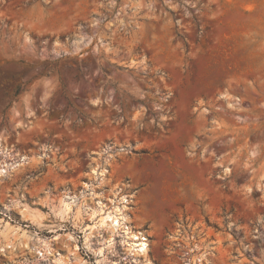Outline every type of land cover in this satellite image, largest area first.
I'll return each instance as SVG.
<instances>
[{"label": "rangeland", "instance_id": "374dc122", "mask_svg": "<svg viewBox=\"0 0 264 264\" xmlns=\"http://www.w3.org/2000/svg\"><path fill=\"white\" fill-rule=\"evenodd\" d=\"M254 3L0 0V264H97L113 208L154 264H264Z\"/></svg>", "mask_w": 264, "mask_h": 264}, {"label": "clouds", "instance_id": "9594fccd", "mask_svg": "<svg viewBox=\"0 0 264 264\" xmlns=\"http://www.w3.org/2000/svg\"><path fill=\"white\" fill-rule=\"evenodd\" d=\"M57 54L59 55V53ZM2 174H4V172L3 170H0V175ZM96 195H97L96 193H92L93 198H95ZM100 195H103V193H101ZM120 211H121L120 209L113 208L112 215H107L105 217V220L108 221V223L105 225H102L99 220H96L95 222L94 226L97 230L102 226H104L109 232L108 238L102 241L103 244L102 248H97L93 250L88 242V237L91 235V233L87 231L85 232L84 245H83L84 248L88 249L89 251H94L96 256L102 257V259L97 261V264H105V262L107 261V255H105V251L107 253H111L112 256L118 257L117 261L115 262L108 261V264H120L121 261H129V257L127 255H122L121 252L117 251V245H123L124 250L126 252L131 253L135 251L137 255L141 254V249L138 246L128 245V240L131 239L132 233L130 230V226L126 225L124 221L129 220L130 218L128 216L119 215ZM56 215L60 216V213L58 212L56 213ZM95 215L98 216L99 213H96ZM66 218H67V214L65 212V215L61 216V219H66ZM83 219H94V216L90 215L83 218L79 216L77 217V220L80 221V223H82ZM59 226L60 225H57V227ZM97 235H99L98 231H97ZM81 264H83V262H81ZM134 264H150V262L147 259L144 260L136 259L134 261Z\"/></svg>", "mask_w": 264, "mask_h": 264}, {"label": "bare ground", "instance_id": "6f19581e", "mask_svg": "<svg viewBox=\"0 0 264 264\" xmlns=\"http://www.w3.org/2000/svg\"><path fill=\"white\" fill-rule=\"evenodd\" d=\"M124 201H127L126 198H124ZM105 221H106L105 218L101 219L102 223H105ZM131 233H132V237H131V239L128 240V245L138 246L141 249L140 255H137L135 251L131 252V254H133L134 256L137 255V256H145L146 257L148 255V252H149V243L146 241L147 239L142 237L143 234L141 232H136V231L131 230ZM146 259L150 262V264H154L151 259H149L147 257H146Z\"/></svg>", "mask_w": 264, "mask_h": 264}, {"label": "crops", "instance_id": "0c3cea01", "mask_svg": "<svg viewBox=\"0 0 264 264\" xmlns=\"http://www.w3.org/2000/svg\"><path fill=\"white\" fill-rule=\"evenodd\" d=\"M239 1V6L241 7H247L249 10L250 6H254L255 7V3L256 1H264V0H238ZM257 9V8H256Z\"/></svg>", "mask_w": 264, "mask_h": 264}]
</instances>
